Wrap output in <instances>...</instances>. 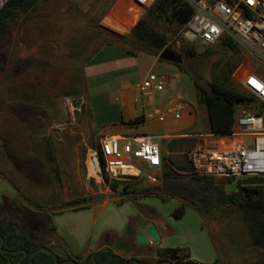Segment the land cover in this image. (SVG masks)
I'll return each instance as SVG.
<instances>
[{
  "label": "rangeland",
  "instance_id": "374dc122",
  "mask_svg": "<svg viewBox=\"0 0 264 264\" xmlns=\"http://www.w3.org/2000/svg\"><path fill=\"white\" fill-rule=\"evenodd\" d=\"M50 1L40 0L34 10L9 22L0 39V63L4 66L0 73V218L15 222L21 235L64 257L62 245L47 231L50 224L54 225L52 217L59 224L78 226L77 237L83 243L90 230L85 219L57 214L83 205H119L131 199L139 203L155 199L159 211L176 231L172 239L164 242L165 246L196 244L204 248L211 240L219 264H264V245H254L247 221L248 208L232 203L207 204L208 211L200 215L189 205L193 201L202 207L199 190L180 169L187 165L185 153L193 146L189 141H171L174 151L162 152L173 162V167H169L179 179L164 182L157 178L153 184L135 181L136 188L150 186L156 188L154 193L175 198L156 199V194L147 197V192L141 189L126 194L121 186L114 192L100 167L90 169L93 154L105 134L103 128L117 119L124 102L119 86L90 89L83 72L84 63L96 47L111 39L106 34H93L97 31V18L110 0H99L90 10L84 8L90 0L79 6H72L69 0H52L54 3L49 6L57 4L67 13L58 17L63 19L62 24L49 14ZM154 29L166 38V46L180 55L179 64L200 89L208 90L210 83L218 82L245 93L236 82L241 72L262 71L240 49L237 53L225 50L220 43L208 48L189 44L171 21L158 20ZM191 48L194 56L186 54ZM130 49L140 56L152 52L156 57L163 51L145 43ZM139 64L145 73L147 63L141 58ZM260 105L252 101L249 111H261ZM198 111L204 120V107L199 105ZM130 164L139 168L134 159ZM225 190L229 192L227 187ZM180 205L185 206V212L176 219L171 214ZM142 212L147 218L157 217L150 209ZM155 221L167 235L164 221L158 217ZM137 222L136 217L130 226L134 228ZM131 238L122 240L129 250L121 251L120 255L156 264V254L162 250L160 244L137 246ZM99 249L97 246L93 251Z\"/></svg>",
  "mask_w": 264,
  "mask_h": 264
},
{
  "label": "crops",
  "instance_id": "0c3cea01",
  "mask_svg": "<svg viewBox=\"0 0 264 264\" xmlns=\"http://www.w3.org/2000/svg\"><path fill=\"white\" fill-rule=\"evenodd\" d=\"M69 1L72 6H79L86 0ZM90 1L84 7L85 10H90L99 0ZM153 1L150 0L147 6H139L133 0H110V3L98 16L97 26L104 27L120 35L129 34ZM52 2L54 3L52 0L47 3V9L49 8L48 12L51 16L55 17L56 22L62 24L63 19L58 20V17L62 18L67 13H64L65 10L57 4L49 6ZM97 31H93V34H103L98 29ZM5 34L6 32L0 36V39ZM92 40L94 41L95 39ZM80 48L83 49V45ZM141 58L148 65L145 73L141 72L139 66ZM83 72L90 89H102L108 87L107 85H117L119 86V90L121 92L123 91L124 102L118 111V117L114 119L113 123L107 125L106 129H104L105 127L103 128L105 130L104 136H146L151 138L159 146L163 160L160 170H152L156 178L160 179L164 168L169 167L168 161L166 160L167 157L162 152L163 150L174 151V148L170 144L171 141H178L180 139L181 141H189L195 145L203 141V136L210 135L206 112L204 120L198 113L199 105L197 104L193 82L174 63L159 61V56L156 57L153 53L144 54L143 56H132L115 46L103 44L96 47L92 55L84 63ZM148 74L163 77L164 86L161 92L153 93L149 97L142 98L138 94L137 86ZM170 104L173 106L182 104L183 109L179 113V119H175L172 113L166 112V108ZM159 116H163L164 120L159 121ZM135 119H139V123L130 124ZM151 200L154 201L149 200L147 202L146 199V201L139 203L136 199H131L119 205L104 203L89 206L87 209L60 212L57 215H66L65 217L77 219L83 218L85 219V223L90 226L87 238L82 243L79 242L77 237L80 234L78 226L59 224L53 217L51 218L52 224L55 227L57 240L62 245L63 255L84 258L93 252L105 250H111L117 255H120L121 251L129 250V246L125 248L122 240L125 241L130 236L132 237L133 243L138 246L139 244L135 243L137 228L139 225L148 222H153L159 231L161 237L159 243L160 249L171 248L165 246L164 242L172 239L176 235V231L159 211L156 206L158 201L155 199ZM146 209H150L155 216L164 221L165 228H167V235H164L162 230L159 229L158 223L155 221L157 217H146V214L142 212V210ZM136 217L138 218V222L133 228L130 226V221ZM206 243L204 248L198 247L196 244H182L180 247H173L171 249L176 250L183 256H187L186 258L191 262L213 264L217 260L216 250L211 240ZM97 246H100L101 250L93 251ZM120 256L124 257L125 255ZM126 256L125 258L133 257Z\"/></svg>",
  "mask_w": 264,
  "mask_h": 264
},
{
  "label": "built area",
  "instance_id": "2783aa9c",
  "mask_svg": "<svg viewBox=\"0 0 264 264\" xmlns=\"http://www.w3.org/2000/svg\"><path fill=\"white\" fill-rule=\"evenodd\" d=\"M11 0H0V14ZM147 6L150 0H133ZM193 14L180 30L181 38L195 47L208 48L230 39L261 68V73L243 70L236 79L247 95L264 106V0H188ZM163 77L148 74L137 86L146 98L163 90ZM135 102H137L135 100ZM182 104H170L166 112L179 119ZM159 121L164 117L159 116ZM231 140V141H230ZM236 140V141H232ZM93 162L110 180L141 179L156 183L152 170L162 168L159 146L146 136H103ZM134 159L139 165L131 166ZM195 175L228 180L240 186L248 178H264V113L239 106L233 115L231 134L203 136L185 153Z\"/></svg>",
  "mask_w": 264,
  "mask_h": 264
},
{
  "label": "trees",
  "instance_id": "16d2710c",
  "mask_svg": "<svg viewBox=\"0 0 264 264\" xmlns=\"http://www.w3.org/2000/svg\"><path fill=\"white\" fill-rule=\"evenodd\" d=\"M38 1L39 0H11L0 14V36L6 32L9 21L32 11ZM192 14L193 9L185 0H154L129 34L120 35L101 26H97V29L99 32L106 34L111 38L110 40H105L103 44L115 46L132 56H136L137 54L130 49V46L132 47L140 43H145L149 47L158 51H162L164 49L171 51V49L166 46V38L155 31L154 23L158 20L171 21L179 30H181L191 18ZM219 43L227 51L239 52L236 44L230 39H225ZM175 54L180 58L179 54ZM186 54L194 56V48L187 50ZM159 61L162 60L159 59ZM175 65L184 71L180 64ZM3 71L4 67L0 63V73ZM231 71L232 70L229 69V73ZM192 81L196 88L197 104L203 106L206 112L209 133L219 137L229 136L231 134L233 124V115L239 107L237 103L241 102V106L249 108L251 102L255 100L241 91L218 82L210 83L209 89L203 90L200 89L196 81ZM260 108L261 111L259 112L264 113V106L260 105ZM137 123H139V119H135L130 124ZM166 160L168 161L170 167H173L171 159L166 158ZM186 164L187 165L181 167L180 169L186 173V178L192 181V185L199 190V194L202 197V207L197 206L193 201H190L189 205L200 215L202 211H208L205 207L207 204L217 205L219 203H232L248 208L250 213H248L249 217L247 221L250 226V231L253 234L254 245H264V186L241 187L238 185L235 192H227L225 188L229 184L228 180L195 175L191 166L188 163ZM170 167H165L162 172L160 179L164 182L180 178ZM105 180L109 183L111 190L114 192L119 186H121V191L126 194H134L138 191V189H141L139 187H135V185H137L135 183L136 180L119 181L110 180L106 177ZM141 191L147 192L146 196L156 194L155 196L162 200L175 198L173 195L164 197L161 196L160 193H154L156 188H150V186L142 187ZM87 208H89V205H83L70 210L76 211ZM184 212L185 206L180 205L175 208L171 216L179 219L182 217ZM47 231L52 233L54 239H58L53 225L50 224V226L47 227ZM0 235L3 238V250L9 252H26L27 255L22 260L21 264H60L65 260L73 259L70 255L60 257L50 249L53 255H56L57 257L56 262L53 255L42 253L35 254L30 261V256L39 248L45 247V245L32 238H27L24 235H21L17 224L13 221L7 220L6 218L0 220ZM21 257L22 253L0 254V264H18ZM184 257L186 258L187 256L184 255ZM74 258L77 261V264H128L130 260H136L133 257H122L111 250L96 251L88 254L80 260L76 259V257ZM136 261L138 263L132 264H152L146 259H137ZM213 264H219L218 260H216Z\"/></svg>",
  "mask_w": 264,
  "mask_h": 264
},
{
  "label": "water",
  "instance_id": "95a60500",
  "mask_svg": "<svg viewBox=\"0 0 264 264\" xmlns=\"http://www.w3.org/2000/svg\"><path fill=\"white\" fill-rule=\"evenodd\" d=\"M159 59L165 62H170V63H175L179 64L180 63V58L172 51L170 50H163L159 54ZM238 106H241V102L237 103ZM241 187H254V186H264V178H248L244 179L240 182ZM237 190V185L236 184H229L228 185V191L229 192H235ZM160 234L159 231L156 227V225L153 222H148L146 224H141L138 226L136 235H135V243L136 244H143V245H158L160 243ZM3 245V239L0 237V254H18L22 253V257L19 259L18 264H21L22 260L26 257V252L25 251H16V252H9L6 250L2 249ZM37 253H42V254H47V255H53L52 251L46 247H41L39 248L36 252H34L29 260L31 261L32 257L37 254ZM168 256V261L171 264H175L178 261V256L177 252L172 249L165 250L162 254L158 255L159 259H163L164 257ZM53 258L55 262L57 261L56 255H53ZM132 263H138L137 261L130 260L128 264ZM60 264H77L75 261L71 260H65ZM183 264H194L193 262H187Z\"/></svg>",
  "mask_w": 264,
  "mask_h": 264
},
{
  "label": "flooded vegetation",
  "instance_id": "af4514ba",
  "mask_svg": "<svg viewBox=\"0 0 264 264\" xmlns=\"http://www.w3.org/2000/svg\"><path fill=\"white\" fill-rule=\"evenodd\" d=\"M20 211V210H19ZM4 217H1L0 218V220L1 219H3ZM8 220V219H7ZM0 237H2L1 235H0ZM3 239V238H2ZM165 250H168V249H164V250H161V252H159V253H157L156 254V264H171L169 261H168V256H166V257H164L163 259H159L158 258V255L159 254H162ZM176 251V250H175ZM177 252V251H176ZM177 256H178V261L175 263V264H183V263H187V262H191V261H189L187 258H184V256L183 255H181L180 253H178L177 252ZM71 261H75V262H77L76 260H75V258L73 257V259L71 260ZM136 261V260H135ZM194 264H198V263H195V262H193Z\"/></svg>",
  "mask_w": 264,
  "mask_h": 264
},
{
  "label": "bare ground",
  "instance_id": "6f19581e",
  "mask_svg": "<svg viewBox=\"0 0 264 264\" xmlns=\"http://www.w3.org/2000/svg\"><path fill=\"white\" fill-rule=\"evenodd\" d=\"M92 171L96 170V164L94 162H91V168Z\"/></svg>",
  "mask_w": 264,
  "mask_h": 264
}]
</instances>
